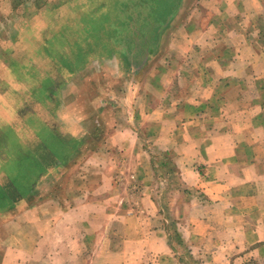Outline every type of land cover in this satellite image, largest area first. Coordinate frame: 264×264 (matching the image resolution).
Returning <instances> with one entry per match:
<instances>
[{
    "label": "crops",
    "instance_id": "1",
    "mask_svg": "<svg viewBox=\"0 0 264 264\" xmlns=\"http://www.w3.org/2000/svg\"><path fill=\"white\" fill-rule=\"evenodd\" d=\"M144 1L118 5L113 23L118 28L105 39L118 41V51L111 46L102 56L114 58L102 59L100 67L96 59L80 64L75 74L71 72L75 69L63 67L75 77L68 82L75 89L58 96L54 126L42 122V131L64 149L69 145L68 156L97 150L101 143L93 141L90 147L84 137L104 123L111 125V135L121 136V150L145 152L134 139L131 143L122 138L140 134L126 115L129 108L136 110L134 121L154 120L160 125L161 136L168 126L176 144L164 150L177 153L174 164L181 170L183 186L196 191L179 205L183 222L178 231L184 244L198 254L201 264H264V0ZM94 4L91 16L106 8ZM131 37L135 43L128 42ZM80 72L88 77L80 78ZM117 73L122 75L119 81ZM125 97L130 102L127 108L120 107ZM8 134L14 136L9 152L3 148ZM30 136L27 125L14 133L0 132L1 154L9 158L3 168L22 166L17 171L20 179L6 181L14 194L7 192L6 198L16 195L19 202L16 211L4 213L0 208V264H128L127 252L111 251L112 245L99 238L109 224H98L100 217H115V211L131 214L125 195L115 198L113 192L101 202L92 192L77 191L69 197L26 203L33 195H44L34 194V185L50 182L51 173L62 177L72 161L64 163L41 139L38 153L27 154L33 143ZM150 198H144L146 207H139L138 213L157 210ZM124 244L130 247V241ZM100 247L104 249L99 251ZM73 248L80 251L71 254ZM243 249L249 252L243 254Z\"/></svg>",
    "mask_w": 264,
    "mask_h": 264
},
{
    "label": "rangeland",
    "instance_id": "2",
    "mask_svg": "<svg viewBox=\"0 0 264 264\" xmlns=\"http://www.w3.org/2000/svg\"><path fill=\"white\" fill-rule=\"evenodd\" d=\"M136 1L0 0V132L7 129L14 133L18 128L27 125L33 135L29 138L33 143L28 144L27 154L38 153V143L41 139L64 163L72 160L71 165L67 167L68 172L63 173L62 177L51 173L48 176L50 182L34 185V194L44 195H33L30 200H25L27 204L42 202L49 196L58 197L66 194L69 197L77 191L92 192L101 202H103V196L113 192H115V198L125 195L129 203L125 208L129 207L131 214L125 216L121 214L122 211H115V217L98 219L99 225L109 224L108 228H105L106 231H100L99 238L105 242L104 244L109 242L112 245L114 249L111 251L116 250L120 255L124 251L127 252L128 264L138 261L140 264H201L202 260L198 254H193V250L189 249L186 243L184 244L183 237L178 231L179 224L183 222L179 215V205L196 191H188L183 186L181 170L177 169L174 164L177 153L164 150L169 148L171 143L176 144L169 135L168 130L171 129L168 126L165 125L163 130L160 129L165 132L161 136L158 134L160 125H157L154 120H148L146 124L143 120L140 123L134 121L132 117L136 110L132 111V108H129L130 111L126 115H129L131 124L138 128L140 134L137 137L122 138L124 141L134 139L139 149H145V152L121 150L118 144L121 143V136L111 135V125L104 123L103 126L99 124L90 130L92 136L84 137L90 147L94 146L93 141L98 140V144L101 143L98 149L74 151L69 153V155L72 154V158L68 159L69 145L64 149L62 145L51 140L50 133L42 131L40 125L45 122L54 126L52 115L54 109L58 107V96L65 90L69 92L75 89L74 85L68 84L75 77H70L63 67L68 66L75 69L71 71L75 74L81 67L80 64L87 65L89 61L96 59L100 60L98 63L100 67L102 59L105 61L115 57V55H109L102 58L111 46L116 50L119 45L118 41L106 42L105 39L107 40L113 29L116 31L118 28L113 26L116 21L115 17H117L118 5L123 2L126 7H131ZM144 2L151 4L149 0ZM94 3L106 6V8L102 7L97 15L91 16ZM105 12L111 16L106 15ZM153 13L155 14L156 10ZM89 15L92 18H89ZM81 19L83 21L86 19L89 23L85 22L86 20L80 23ZM124 26L127 27L128 24L124 23ZM104 30L108 34L106 37ZM128 42L135 43L136 41L131 37ZM86 44L90 47L84 49ZM91 52H93L92 56L89 55ZM120 60L122 61L121 58ZM99 73L101 76L102 72ZM87 74L80 72L78 76L83 78ZM115 78L119 81L122 75L119 76L117 73ZM62 81L67 83V86L60 87ZM137 85V83L133 84L134 88ZM83 91L85 92V89ZM133 93L134 90L131 92V98ZM136 104L137 102L133 106ZM129 105L130 102L125 97L124 105L120 107L127 108ZM8 136V143L3 148L7 147L9 152L12 149L10 140H13L14 136L10 134ZM22 147L25 149V146ZM1 148L0 146V197L4 200L0 201V208H3L2 210L6 213L9 210L12 211V208L16 211L19 202L16 201V195L14 199L10 195L6 198L7 192L14 195L7 187L6 181L20 179L17 171L21 170L22 166L15 167L12 164L10 170L4 169L9 158L1 154L3 151ZM7 158L8 160L5 161ZM54 163L52 162V165ZM145 163L148 167L144 169L142 166ZM3 169L7 170L5 178ZM144 198L151 199L157 209L154 213H138L139 207L141 209L146 207ZM138 224L142 225L140 226L142 229L146 227V231L143 232ZM122 226H124L123 230ZM153 229H160V232L154 234ZM127 241H130L129 248L124 244ZM140 246L143 249L139 252ZM102 249L104 248H98L99 251ZM76 250L80 251V249L73 248L70 253L73 254ZM232 250L228 249L229 252ZM242 252L245 254L249 250L243 249ZM87 255L89 253H86ZM243 264L252 263L245 261Z\"/></svg>",
    "mask_w": 264,
    "mask_h": 264
}]
</instances>
